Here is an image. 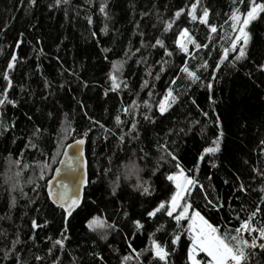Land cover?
<instances>
[{"label": "trees", "instance_id": "obj_1", "mask_svg": "<svg viewBox=\"0 0 264 264\" xmlns=\"http://www.w3.org/2000/svg\"><path fill=\"white\" fill-rule=\"evenodd\" d=\"M191 2L91 0L89 5L85 0H70L68 5L50 9L54 0H37L32 7L28 0H0V93L5 87L2 74L7 61L13 51L18 56L10 73L13 87L8 93L16 107L0 108V119L6 124H15L14 128L0 133V249L11 247L18 234L21 243L17 249L27 264H53L56 256L60 258V264H121L123 256L132 254L124 240L126 234L133 232L132 220H140L144 225L130 241L137 251L149 245L150 234L161 244L170 245L171 235L176 231L174 221L159 214L153 219L146 215L171 192L165 174L175 171L174 168L166 164L159 173L151 176V169L160 155L157 144L165 140L169 148L176 151L186 170H194L198 165L199 171L195 174L209 190L211 198L219 197L237 209L241 203L250 208L257 202L259 189L264 186V180L252 172L254 167L264 169V156L259 154V142L264 140V71L259 69L264 63V17L250 27L252 38L248 60L238 64L236 69L222 66L221 72L217 73L218 81L209 93L206 87L190 85L179 72L185 59L181 54L177 52L172 57H164L163 49L150 47L160 37L167 48L175 52L173 41L177 28L174 25L173 30L165 34L162 21L170 19L176 10L190 6ZM200 3L201 7L209 8V20L218 26L213 41H208L205 26L190 22L186 15L177 24L189 28L198 42L209 43V47L196 53L197 58L189 64L195 69L207 61L208 70L200 72L206 83L224 44L219 39L220 26L228 30L226 21L234 5L232 0H200ZM101 4L106 5L107 17L99 10ZM241 10H244L243 6ZM88 17L92 19L91 25ZM17 40L22 41L19 48L16 47ZM104 49L109 51L104 52ZM162 60L168 61L165 72L155 80L160 67L156 62ZM112 62H123L120 79L127 82L128 88L119 93L109 91L105 96V90L110 86L108 75ZM148 66H151L153 76L145 75ZM174 78L177 83L173 87L180 94L179 102L164 117L155 113V124L148 123L143 119L146 109L142 107L143 101L149 99L148 91L154 94L151 99L157 100ZM144 80L154 87L142 90ZM46 81L50 87H45ZM133 100L141 105L136 110L140 138L128 137L121 144L116 136L109 135L105 140L103 130L93 127L87 137L89 183L84 200L67 223L69 239L65 241L64 250L60 251L57 246L50 256L48 250L52 241L60 238L65 227L62 212L48 200L45 186L58 164L52 157L57 152V138L62 126L70 122L79 133L90 126L87 117H92L119 136L121 132L114 118L121 116L126 123L120 127L127 132L130 117L121 109ZM201 112L209 113V117L206 119ZM217 116L224 131L222 150L216 157L198 161L203 148L210 145L217 133L213 122ZM190 120L200 123L187 134L165 135L171 129H187ZM36 128L41 130L38 138L32 135ZM29 140L35 148L27 146ZM173 140L175 144H172ZM72 142L69 137L65 144ZM144 153L148 154L146 158H142ZM60 158L61 155H56L57 161ZM16 160L20 161L19 166L13 164ZM37 163H47L50 167L45 173L46 180L39 181L41 186L34 192L35 185L29 183V178L38 174ZM133 163L143 170L140 175L150 180L151 196H141L134 190L136 178L127 176V169ZM212 163L217 166L213 168ZM17 171L20 172L18 178L15 176ZM236 175L250 186L247 197L234 190ZM17 179V188L10 191ZM113 184L117 185L115 196L111 194ZM253 188L256 191H251ZM193 205L210 223L222 229L225 225L231 228L237 224L227 208L222 212L210 210L199 192L194 193ZM124 212L128 213L127 217ZM92 217L115 223L120 231L107 230V239L101 240L98 233L86 227ZM32 219L49 223L34 232ZM159 224L164 228L156 231ZM29 237H34V241ZM187 243L186 235L182 236L179 248L170 257L172 264H187L184 258ZM37 255L42 260L36 261ZM98 256L103 259H97ZM257 259L264 260V257ZM142 260L147 261V255ZM0 264H11V259L3 260V252H0Z\"/></svg>", "mask_w": 264, "mask_h": 264}, {"label": "snow or ice", "instance_id": "obj_2", "mask_svg": "<svg viewBox=\"0 0 264 264\" xmlns=\"http://www.w3.org/2000/svg\"><path fill=\"white\" fill-rule=\"evenodd\" d=\"M70 0H54V4H50L49 8L60 7L68 5ZM234 7H232L228 21L229 27L225 31L223 26L219 29V39L224 42L219 52V59L216 61L212 71L208 73L209 79L205 83L201 79L200 72L207 71L209 65L207 61H203L199 64L198 68H191L189 66L190 61L196 59V53L209 47V43L198 42L192 31L187 27H179L177 21L184 15L190 22L198 23L205 26L208 29V41H213V34L218 33V26L211 23L209 17L211 15L208 7H201L200 0H192L190 6L186 8H180L176 10L172 17L168 20L162 21L163 33H168L173 30L174 25L177 28L175 32V39L173 41L175 45V52L170 51L162 38L157 37L155 43L150 45L152 48L163 49L164 57H172L175 53L181 54L185 59L182 66L179 68V72L189 81L190 85H198L206 87L209 93L213 91L214 82L218 81L217 73L221 72L222 66L226 68L236 69L238 64L248 60V49L251 41L250 27L254 22L264 17V0H232ZM29 6H35L37 0H28ZM85 3L91 4V0H85ZM243 6L244 10H241ZM106 5H100V12H105ZM67 15V12H66ZM89 25L92 24L91 17H88ZM103 31V30H102ZM95 36V33L92 34ZM22 41H16V47L19 48ZM39 43V41H38ZM226 45V46H224ZM144 46L143 43L141 45ZM109 51L104 49V52ZM139 51V49H137ZM127 55V54H126ZM18 56L15 51L11 53L10 59L7 61L6 69L2 74V79L5 82L3 92L0 93V108L6 105L16 107L15 101L9 99L8 93L12 89V79L10 73L14 70ZM141 63V61H137ZM160 65L159 72L154 76L155 80L160 79V74L165 72V64L167 60L157 61ZM260 71H264V63L259 65ZM123 71V62H112V68L108 75L110 86L105 90V96L109 91L113 93H119L122 90L128 88L126 81L120 79V74ZM146 76H153L151 66L146 67ZM177 83L174 78L166 86L164 92L157 100H152L153 92L148 91V100L143 101L142 107L146 109L143 119L148 123L155 124V113H158L160 117H164L170 113L173 106L179 102L180 94L177 93L173 87ZM87 85H85L86 87ZM45 87H50L48 82H45ZM154 87L150 86L147 80H144L141 89ZM211 99V97H210ZM214 102V101H213ZM195 104L196 101L192 100ZM80 107L83 109L84 105L81 103ZM141 107L136 100H133L130 105L123 106L121 111L125 116H129L130 120L128 131L125 132L122 124L126 122L121 119L120 115L115 116V124L120 129L121 135L117 136L115 131H112L104 126V124L95 120L92 117H87L89 120V127H86L81 132L77 133V129L72 127L70 122L62 126V131L58 134L57 138V152L53 155L52 160L54 163L63 165V169H55V177L47 179L46 189L47 198L51 201L52 205L60 209L62 212L63 221L65 227L60 233V238L52 241V247L49 248V255H53V249L58 246L60 251L65 248V241L69 239L67 235L69 228L67 223L73 216L74 212L81 206L83 194V188L89 183L86 172L83 170L86 168L84 163V151L83 146L86 144V138L93 131L94 126H98L100 130H103L104 139L107 140L108 136H116L117 140L123 144L126 142V138L138 140L140 138V131L138 129V121L136 119V110ZM155 109V112H153ZM199 111V109H198ZM148 113H153L149 115ZM206 119L209 117V113L201 112ZM31 119V117H29ZM215 123L217 133L210 141V145L204 147L202 154L198 157V161H204L206 157H216L222 150V142L224 137V131L222 128L220 117L217 116L213 121ZM199 120H190L187 129L180 128L179 130L171 129L166 136H171L174 132L178 136L180 133L187 134L192 130V127L199 124ZM15 124H6L0 119V133L7 132L10 128H14ZM40 129L36 128L32 135L39 137ZM203 131V129H201ZM75 134V135H74ZM77 136L79 138H77ZM69 137H72L73 143L65 144V141ZM175 144V140L172 141ZM28 147L35 148L36 145L29 140ZM75 148L76 152L70 154L68 149ZM143 151V149H141ZM157 151L160 153L156 159L153 168L151 169V176H155L161 171L164 165H170L175 171H169L165 174V179L171 186L170 194L161 199L150 211L146 213L149 219L157 218L158 214L161 217H167L169 221H174L176 231H174L170 238V245H163L154 238L153 234H150L149 245L140 251H137L133 244L130 242L135 234L144 228V225L140 220H132L131 223L134 226L131 234H126L124 240L127 244V248L131 250V255H125L122 257L121 264H172L170 257L177 251L182 240V236L186 235L187 245L184 253V258L187 264H264V260H259L257 257H264V186L259 189L260 195L257 202L253 203L250 208H246L244 203H241L237 208H233L227 201H222L219 197L213 199L209 195V190L197 179L195 173H198V165L194 170H186L181 163L179 156L174 149H170L168 141L157 144ZM259 154L264 156V140L259 142ZM56 155H62L63 159L57 161ZM147 153H144L142 158L147 157ZM15 166L20 165V161L13 162ZM215 168L217 165L212 163ZM23 167L27 168L28 165ZM50 165L47 163H37L36 168L38 174L29 178V183L35 185L34 192L40 188L39 181H45V173ZM143 170L138 168L134 163L128 167L127 176H135L136 183L133 186L134 190L139 192L141 196H151L153 189L151 187L150 180L144 179L140 173ZM63 172V179H60L55 184L53 180L56 177H60ZM192 172L193 174H189ZM252 172L264 180V169L253 168ZM15 176L18 178L20 172L17 171ZM228 182L225 181V184ZM19 184L18 179L13 183L10 191L15 190ZM234 190L239 192L241 196L247 197L249 195L250 186L246 185L242 177L236 175L233 183ZM55 188V191L53 190ZM23 195V190L20 189ZM256 191V189H251ZM199 192L203 194V200L210 210L216 212H222L225 208L228 209L229 215L237 224L234 227L229 228L227 225L221 228V226L214 225L209 222L208 219L197 210L193 205L194 193ZM111 194H117V185L113 184ZM34 202V201H33ZM12 204H15V200H12ZM39 211V209H37ZM243 212L245 215L241 216ZM124 216L127 217L128 213L124 212ZM49 222L45 220L43 223H38L36 219L31 221V229L35 232L37 229H41L47 226ZM229 224L231 221L228 222ZM89 231L98 233L101 240L107 239V230L119 232L120 229L115 223L109 224L106 220L100 217H92L86 225ZM164 225L159 224L156 231L163 230ZM34 241V237H29ZM19 235L11 243V247L6 249H0L3 252V260L8 261L11 259V264H27V261L22 259L20 250L17 249V245L20 244ZM147 255V261L142 260V257ZM36 261L42 260L39 255L35 256ZM102 260V257H97ZM53 264H60V258L56 256L53 260Z\"/></svg>", "mask_w": 264, "mask_h": 264}, {"label": "water", "instance_id": "obj_3", "mask_svg": "<svg viewBox=\"0 0 264 264\" xmlns=\"http://www.w3.org/2000/svg\"><path fill=\"white\" fill-rule=\"evenodd\" d=\"M73 143V142H72ZM86 150H87V138H86V144L83 146V151H84V157H83V160H84V163L86 164V168L83 170L84 172H86V175H87V179H88V181H89V163H88V159H87V154H86ZM68 151H69V153L70 154H73V153H75L76 152V149L75 148H70V149H68ZM61 159H63V156L61 155V158H60V160ZM63 165H60L59 163L57 164V166H56V168H61V169H63ZM55 168V169H56ZM55 169H54V172H53V174H52V177L51 178H53V177H55ZM60 179H63V172L61 173V176L60 177H56L55 178V180H53V183L55 184L56 182H58ZM87 187H88V184L83 188V190H82V194H83V199H82V202H83V200H84V195H85V190L87 189ZM54 191H55V188L53 189ZM82 205V204H81ZM81 207V206H80ZM79 207V208H80ZM79 208L75 211V212H77L78 210H79ZM74 212V213H75Z\"/></svg>", "mask_w": 264, "mask_h": 264}]
</instances>
